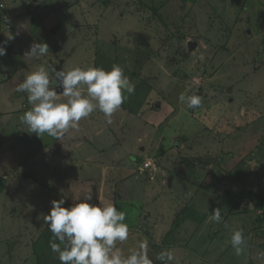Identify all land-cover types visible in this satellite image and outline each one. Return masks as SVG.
<instances>
[{
    "label": "rangeland",
    "instance_id": "1",
    "mask_svg": "<svg viewBox=\"0 0 264 264\" xmlns=\"http://www.w3.org/2000/svg\"><path fill=\"white\" fill-rule=\"evenodd\" d=\"M0 40V264L58 261L43 216L87 194L126 213L124 254L144 241L181 264H264V0H0ZM34 42L49 56L29 57ZM48 57L116 64L135 92L111 124L97 110L62 141L29 134L15 89Z\"/></svg>",
    "mask_w": 264,
    "mask_h": 264
},
{
    "label": "clouds",
    "instance_id": "2",
    "mask_svg": "<svg viewBox=\"0 0 264 264\" xmlns=\"http://www.w3.org/2000/svg\"><path fill=\"white\" fill-rule=\"evenodd\" d=\"M49 53L47 43L34 42L26 54L38 58L49 56ZM5 54V47L0 46V56ZM57 87L62 91L58 92ZM15 91L27 92L31 105L19 117L24 130L41 138L47 135L62 141L70 130H78L80 121L94 111L102 112L105 123L111 124L113 114L129 95L134 94L135 85L116 64L108 70L80 66L57 70L48 62L47 66L40 65L26 75ZM179 99L189 109H196L202 103V98L195 94L181 95ZM91 199L92 195L87 194L70 207H64V199L53 200L50 212L43 216L56 240L66 242L63 249L55 240L50 242L51 250L58 254L61 264H154L147 253V242H140L128 255L117 247L118 243L122 244L129 238V227L124 223L126 213L111 203L90 204ZM208 220L220 223L221 209H214ZM247 243L243 229L232 232L230 244L236 255L242 254V246ZM155 260L160 264H175L176 257L172 250H162Z\"/></svg>",
    "mask_w": 264,
    "mask_h": 264
},
{
    "label": "crops",
    "instance_id": "3",
    "mask_svg": "<svg viewBox=\"0 0 264 264\" xmlns=\"http://www.w3.org/2000/svg\"><path fill=\"white\" fill-rule=\"evenodd\" d=\"M0 42H1V40H0ZM48 59H50V57H48ZM138 244H139V242H138ZM138 244H136V243L133 242V246H132V245L129 243L128 246H127V248H126L127 251H126L125 255H128L130 249H132V250L136 249V248L138 247ZM147 245H148L147 253H148L149 258L152 259V260L154 261V264H160V262H158V261L155 260V257H156V255L159 253V251L153 249V248L150 246V243H147ZM50 250H51V247H50ZM55 260H57V259H55ZM183 261H184V258H179V256L176 255V262H175V264H181V263H183ZM201 261H202V264H207V263H209L210 258H209V259H203V258H202ZM24 262H25V261H24ZM26 262H27V261H26ZM12 264H15V263H12ZM25 264H27V263H25ZM50 264H61V262H60V260L56 261L55 263H53V261H51Z\"/></svg>",
    "mask_w": 264,
    "mask_h": 264
},
{
    "label": "water",
    "instance_id": "4",
    "mask_svg": "<svg viewBox=\"0 0 264 264\" xmlns=\"http://www.w3.org/2000/svg\"><path fill=\"white\" fill-rule=\"evenodd\" d=\"M191 45V44H190ZM194 46H196V44H194ZM191 48H193V44L191 45ZM64 61H65V59H60V61H58V66L56 67L55 66V68L57 69V70H60L61 68H63L64 67ZM56 90L59 92V91H62V89H60L59 87H57L56 88Z\"/></svg>",
    "mask_w": 264,
    "mask_h": 264
},
{
    "label": "flooded vegetation",
    "instance_id": "5",
    "mask_svg": "<svg viewBox=\"0 0 264 264\" xmlns=\"http://www.w3.org/2000/svg\"><path fill=\"white\" fill-rule=\"evenodd\" d=\"M52 58H50V60H51ZM52 61H54V62H52ZM58 61H59V57L57 58V60H55V59H53V60H51L50 61V64H53V66L55 67H57L58 66Z\"/></svg>",
    "mask_w": 264,
    "mask_h": 264
}]
</instances>
